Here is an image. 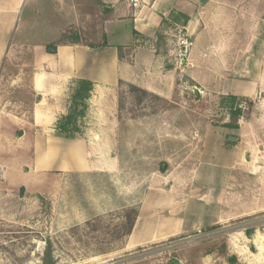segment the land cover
I'll return each instance as SVG.
<instances>
[{"label": "rangeland", "instance_id": "rangeland-1", "mask_svg": "<svg viewBox=\"0 0 264 264\" xmlns=\"http://www.w3.org/2000/svg\"><path fill=\"white\" fill-rule=\"evenodd\" d=\"M88 1L72 13L61 10L58 22L65 25L66 37L57 41L74 42L76 34L91 42L97 39V20L106 7L97 10ZM189 2L229 7L218 12L222 24L202 23L206 36L218 40L215 57L194 65V45L178 63L179 33L187 31L195 42L198 29L187 24L189 17L172 12L156 38L160 53L172 56L171 65L178 67L173 97L132 93L122 82L115 112L112 106L117 126L95 127L108 136H83L90 127L87 110L79 119L81 132L75 140L87 141L88 160L96 164L114 159L117 170L35 172L34 136H19L22 130L11 119L0 123V264H43L49 243L55 264H264V22L253 12L264 19V0ZM108 4L105 0L102 6ZM246 5L251 7L248 25L239 20ZM34 14L53 19V4L26 0L17 16L33 23ZM226 16L234 19L227 22ZM87 23L89 28L80 33ZM35 31L29 26L22 35L14 29L8 38L11 43L17 38L32 42L39 38ZM126 51L130 59L133 51ZM14 57L4 61L10 76L21 67ZM210 65L222 75L206 78L205 88L193 79V71L204 72ZM231 67L238 74L249 68L243 78L259 79L262 88L251 97L220 94L226 79L238 78L225 75ZM15 80L4 77L0 83L1 112L16 110L11 97L22 88ZM237 108L242 114L235 119ZM131 206L140 210L135 223L139 228L178 209L182 233L126 247L130 235L118 239V213Z\"/></svg>", "mask_w": 264, "mask_h": 264}, {"label": "crops", "instance_id": "crops-1", "mask_svg": "<svg viewBox=\"0 0 264 264\" xmlns=\"http://www.w3.org/2000/svg\"><path fill=\"white\" fill-rule=\"evenodd\" d=\"M25 2L26 0H0V83L2 84L4 77H13L16 79L14 83L22 88V92H17L15 98L11 97L16 101V110L13 113L0 111V123H7L6 119H11L16 129L22 130L19 136H34L32 166L33 170L39 173L117 170V162L114 159L109 161L103 159L92 164L87 157L86 140L84 143L82 140L57 137L56 124L68 111L69 89L72 81L86 79L94 82V90L88 100L86 112L87 120H89L86 125L90 127H85L83 136H108L98 133L95 127L99 124L117 126L118 122L112 112V106L115 112L116 92L121 82L133 84L166 99L173 97L178 67L171 65L174 63L172 56L160 53L156 38L165 25V19L167 20L175 11L189 17L187 24L189 26L192 24L193 29H198L195 47L191 53L192 59L194 65L197 61L202 65L207 57L211 60L215 57L214 53L219 52V49L213 47L218 45V40L213 35L206 36L202 23L209 20L222 24L224 20L218 12L223 8L225 12H228L229 8L223 6L216 8L210 5L211 3L209 5H202L199 2L192 4L189 0H144L142 5L135 9L126 1L109 0L107 6H102L105 0H101L100 4L97 0H92L95 9L102 11L103 7H106L97 20L102 29L97 39L91 42L84 39V36L83 38L79 36V41L60 43L54 49L52 44L64 32L65 25L62 26L58 22L61 10L72 13L76 6L82 7L89 4V1L48 0L53 4L54 18L34 14L36 21L33 23H30V18L23 20L17 16L22 3ZM241 9L243 16L239 20L248 25L251 7L246 5ZM253 12L255 18H259L258 22H264L263 17L257 16L256 11ZM36 13H40V10L37 9ZM225 19L231 22L234 16L232 20L228 16ZM85 20L88 22L91 18L86 17ZM185 25L184 23V27L188 28V25ZM29 26L34 32L39 31L38 40L29 42L17 38L11 43L8 36L13 34L14 29L17 34H21L22 31L23 35V30ZM86 26L89 28V23L80 26V33L82 31L85 33ZM199 36L203 39L202 43L198 42ZM85 38H88V33ZM129 49L133 51L130 59L126 56V50ZM13 55L21 67L10 76L6 72L7 63L4 64V61L9 60ZM188 64L187 59L186 65ZM205 68L204 72L201 68H195L193 71V79L198 78L197 83L201 86L206 85V78L213 79L222 75L212 65ZM229 69L230 72L225 75L229 77L234 75L238 78L226 79L221 84L220 94L251 97L262 88L259 79L243 78L248 75L249 68H242L244 72L240 74L233 72L235 68ZM239 76L243 79H239ZM212 79L209 80L211 85ZM20 98L21 101H19ZM175 211L177 213L179 210ZM175 213L172 216L158 218L156 224L148 223L145 228L135 225L126 247L133 249L149 241L175 237L182 233V219Z\"/></svg>", "mask_w": 264, "mask_h": 264}, {"label": "trees", "instance_id": "trees-1", "mask_svg": "<svg viewBox=\"0 0 264 264\" xmlns=\"http://www.w3.org/2000/svg\"><path fill=\"white\" fill-rule=\"evenodd\" d=\"M64 33V32H63ZM62 33V34H63ZM136 33V31H134ZM61 36H65L63 34ZM61 36L59 38H61ZM80 38L76 34V39L74 42L79 41ZM63 43L62 41H56L52 44L54 47L57 44ZM122 83V82H121ZM128 87L132 93H140L143 96L151 95L150 92L135 86L133 84H128ZM94 90V82L86 79H75L72 81L70 89H69V107L68 111L65 115H63L56 124L57 135L61 138L65 139H75L77 133L81 132V126L79 123V119L85 115V112L88 107V100L90 99L92 92ZM234 97L235 96H231ZM142 99L140 98V101ZM242 114L241 108H237L233 112V117L238 119ZM140 210L137 206H131L122 209L118 214L121 218L122 222L120 223L121 233L118 234V239L122 240L123 238L131 235L133 232L135 223L139 217ZM43 264H55V260L52 257V249L51 244L47 246L45 255L43 257ZM231 263H236L235 259H230Z\"/></svg>", "mask_w": 264, "mask_h": 264}, {"label": "built area", "instance_id": "built-area-1", "mask_svg": "<svg viewBox=\"0 0 264 264\" xmlns=\"http://www.w3.org/2000/svg\"><path fill=\"white\" fill-rule=\"evenodd\" d=\"M129 5L132 8H139L144 0H127ZM194 40L192 36L186 32H180L177 39V46H178V57L179 62L181 63L185 61L184 57H186L187 52L194 46Z\"/></svg>", "mask_w": 264, "mask_h": 264}, {"label": "water", "instance_id": "water-1", "mask_svg": "<svg viewBox=\"0 0 264 264\" xmlns=\"http://www.w3.org/2000/svg\"><path fill=\"white\" fill-rule=\"evenodd\" d=\"M231 139H232V137L229 138V140H231Z\"/></svg>", "mask_w": 264, "mask_h": 264}]
</instances>
